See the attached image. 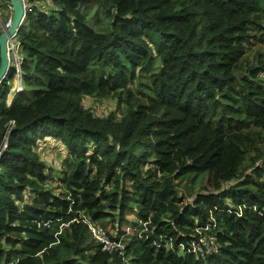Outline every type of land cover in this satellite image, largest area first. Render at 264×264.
I'll return each instance as SVG.
<instances>
[{"label": "trees", "instance_id": "16d2710c", "mask_svg": "<svg viewBox=\"0 0 264 264\" xmlns=\"http://www.w3.org/2000/svg\"><path fill=\"white\" fill-rule=\"evenodd\" d=\"M34 3L24 90L9 102L14 66L0 84V264H264V0ZM109 97L121 115L84 103ZM47 140L67 153L56 191ZM207 227L215 251L190 254Z\"/></svg>", "mask_w": 264, "mask_h": 264}, {"label": "rangeland", "instance_id": "374dc122", "mask_svg": "<svg viewBox=\"0 0 264 264\" xmlns=\"http://www.w3.org/2000/svg\"><path fill=\"white\" fill-rule=\"evenodd\" d=\"M2 5H3V3L0 2V6H2ZM83 10L85 13L87 10H89L90 11V17L94 16L98 12L97 3L95 1H91ZM100 14H101V16H103V12H101ZM90 24L93 25V20L90 21ZM94 27L99 29L95 25H94ZM249 48H250L249 55L253 59V57L255 56V54L257 53L259 48H261V47L257 42L252 41L249 44ZM261 50H264V47L261 48ZM13 65H14V60L11 59V66H13ZM148 73L150 74L151 72L148 71ZM136 80H134L133 83H130V86L132 87L133 91H136V89L139 85ZM15 81L17 82V76L16 75L14 78L13 87H15ZM15 95H16L15 92L12 91V89H11V93L9 94V102L13 99V97ZM84 103H85L87 108H90L96 114L103 116V117H105V116H107L113 112H116V113H118V115H121V112H122L120 109V104L118 105L117 99L113 98V97L103 98V99L87 98L84 100ZM38 151H39L40 155L42 156V158L44 159V161L50 167L49 172H50V175L52 178V180H50V187L54 188L56 191V185L59 183L58 175L60 173H62V171L66 167V165L64 163V160L67 157L66 150H65V148L63 149V146H61L58 142H55V140H47L46 142H41V147H39ZM207 177H208V175H207V173H205V174H202V177H199L195 182H190L188 180V181L179 183V188H180L181 192L183 191L184 194L186 195V197L184 199L185 203H187L188 200L190 199V197L188 196L189 193L194 194V193L204 189V187H207V189H209V190L212 188L210 185H207V183H206ZM127 216H128L127 218L130 221L133 220L136 222L137 216H136V213L134 212V210L131 209L128 212ZM100 226L101 227H99V228L102 229L106 234H107L106 231H109L111 234L116 233V231L113 229L112 224L111 225L106 224L104 226L103 225H100ZM124 228L127 229V232H128V234L125 235L123 238L124 240H126L127 238H129L131 236L130 231H131L132 227L129 226V228H130L129 229V228H127V224H125L122 226V229H124Z\"/></svg>", "mask_w": 264, "mask_h": 264}, {"label": "built area", "instance_id": "2783aa9c", "mask_svg": "<svg viewBox=\"0 0 264 264\" xmlns=\"http://www.w3.org/2000/svg\"><path fill=\"white\" fill-rule=\"evenodd\" d=\"M23 7L27 16L28 11H32L35 8L34 0H22ZM12 19H13V6L8 1L4 6H0V25L4 30L10 28L12 25ZM25 20V18H24ZM17 34L16 33L11 37V42L8 43V57L10 61V67H11V59L14 60V67L16 69V76H17V82L15 81V87L12 88V91L15 92V94L20 93L24 90L23 87V74L21 72V65H22V58L20 53V43L17 41ZM6 145H4V148ZM3 150L0 151V160L3 155ZM88 222V221H87ZM89 227L91 229V232L93 233L94 237L99 240L103 244V249L107 251H113L116 247L123 248L122 241L120 243L112 241L108 234H106L102 229L99 227L89 224ZM209 227L203 228L198 230L200 233V237L197 240H194L188 249V252L190 254H201L203 257H205L206 254H210L213 251H215L216 246L214 242L208 237V231ZM208 235V236H207Z\"/></svg>", "mask_w": 264, "mask_h": 264}, {"label": "water", "instance_id": "95a60500", "mask_svg": "<svg viewBox=\"0 0 264 264\" xmlns=\"http://www.w3.org/2000/svg\"><path fill=\"white\" fill-rule=\"evenodd\" d=\"M13 6V19L10 28L4 30L0 25V84L5 81L10 69V61L8 57V43L11 42V37L18 32L20 27L26 20V13L23 7L22 0H9ZM25 18V20H24Z\"/></svg>", "mask_w": 264, "mask_h": 264}, {"label": "crops", "instance_id": "0c3cea01", "mask_svg": "<svg viewBox=\"0 0 264 264\" xmlns=\"http://www.w3.org/2000/svg\"><path fill=\"white\" fill-rule=\"evenodd\" d=\"M0 32H2V31L0 30Z\"/></svg>", "mask_w": 264, "mask_h": 264}]
</instances>
